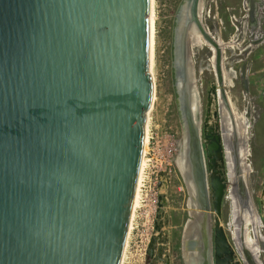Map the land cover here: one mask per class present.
Listing matches in <instances>:
<instances>
[{"label":"water","instance_id":"1","mask_svg":"<svg viewBox=\"0 0 264 264\" xmlns=\"http://www.w3.org/2000/svg\"><path fill=\"white\" fill-rule=\"evenodd\" d=\"M250 1L251 9L260 2ZM200 4L183 0L176 16L175 94L201 210L209 208L200 152L205 160L212 264H242L222 224L229 178L217 85L195 123L176 83L184 76L177 61L192 55L188 37L179 41L175 31L184 6L217 47L222 76ZM151 7L152 0H0V264L122 263L155 97ZM192 238L183 247L203 249L199 264H208V239ZM155 243L148 264H170Z\"/></svg>","mask_w":264,"mask_h":264},{"label":"rangeland","instance_id":"2","mask_svg":"<svg viewBox=\"0 0 264 264\" xmlns=\"http://www.w3.org/2000/svg\"><path fill=\"white\" fill-rule=\"evenodd\" d=\"M153 1L155 32L153 36L154 64L152 75L155 84V97L152 109L148 114L149 139L144 148L143 181L141 180L138 189L140 202L139 206L134 209V216L131 219L132 228L129 230L130 234L128 233L129 240L127 239L128 243H126L124 264H148L149 244L153 238L156 239L155 249L159 250L162 247L164 249L163 257L169 256L170 264H184L186 261L182 259L181 254L182 231L188 218V212L192 207L189 206L191 194L186 185L187 182H185L184 176L176 165L178 144L184 139L185 134L177 106L172 70L175 20L183 0ZM250 4V0H205L204 6L207 10L204 12L203 21L214 36H218L220 33L219 37L221 36L224 42L231 44L233 38V50L228 51L226 58L235 75L231 80V88L222 87L223 92L230 98H227L230 111L234 112L233 117L235 119L233 117L230 119L233 122L237 121L234 122L237 124L234 127L231 126L232 121L230 120L233 134L232 140L228 142L232 147L229 149L228 157L232 163L231 154L235 151L234 145L236 142L239 144L237 140V130L240 128L239 121L244 125L250 122L248 143L250 158L247 161V167L250 169H248L249 172H244V176H239L235 184L230 182L226 195L233 191L240 204L252 199L249 202L252 203V210L256 209V214L258 213L256 217L262 219H260L257 227L262 236V234L264 235V0H262L261 31L258 30L259 27L256 28L255 23L258 7L255 6L251 9ZM211 56V52L205 46L197 50L194 56L195 69L198 70L195 72V84L196 86L199 84L202 94V103H198L199 107L196 110L197 115L192 116L190 114L192 116L190 118L196 123L204 119L207 92L211 83L215 82L217 88L220 87L219 81L216 82L217 77L214 72L209 71L210 63L208 60H211ZM199 67L200 70L201 67L206 70H201L202 72L199 73ZM189 89L191 92V86ZM186 97L187 94L185 99ZM190 138L191 136H189ZM189 148V150L192 149ZM236 152L233 154L234 157ZM188 159L190 161L189 157ZM156 174H159L160 184L154 188L153 177ZM161 197L164 199L161 200ZM196 197L198 203L200 199L198 193ZM203 200L200 201L203 202ZM225 200L223 202V226H225L230 214L229 204ZM201 211L204 212L205 210ZM204 213H208V210ZM210 213H213L211 205ZM157 225L162 229L163 246L158 239ZM241 226L240 224V228H243L242 232L245 233V224ZM254 243L260 247V244L255 241ZM262 263L264 264V249H262ZM157 264H164V262L158 261Z\"/></svg>","mask_w":264,"mask_h":264},{"label":"bare ground","instance_id":"3","mask_svg":"<svg viewBox=\"0 0 264 264\" xmlns=\"http://www.w3.org/2000/svg\"><path fill=\"white\" fill-rule=\"evenodd\" d=\"M153 0H152V7H151V12H150V25H151V37H150V70H151V74H152V70H153V64H154V30H155V25H154V19H155V14H154V6H153ZM212 2V1H211ZM205 0H201V4H200V19L203 21L204 20V12L207 10H205ZM230 11V10H229ZM207 14V13H206ZM180 25H178V27H176L175 31L177 33H179V41L181 40V38L183 36H187L189 39L188 42V48L190 50H192V55H190V60L191 62H188L186 60L183 61V58L181 57L177 63L179 64L180 62L182 63V65L184 66V76H180L177 78L176 83L179 87V89L181 90V92L183 93V95L187 94L186 100H187V106L189 114H191L192 116L197 115L196 110L197 107H199L198 103H202V94L200 92V88H199V84L196 86L195 84V64L196 62L194 61V56H195V52L197 50H200L203 48V46H205L206 48L209 49V51L211 52V60L209 61V67L210 70L214 72V74L217 77L218 74V68L216 67V62H217V47L214 46L213 44H211L209 41L205 40L201 35L198 34V29L195 25V23L192 20V16H191V12L188 6H184L181 16H180ZM219 35H221L219 33ZM215 36L214 39L216 40L217 45L220 47V51H221V62H222V76L221 77H217V83L219 81V85L220 87L218 88L217 94L219 95V101H218V105L220 106V119H221V125H222V133H223V141H224V149L226 152V163H227V167H226V171L228 172V178H229V186H230V182H232V184H235L236 179L239 178V176H244L245 175V171L246 173L249 172L248 169H250L249 167H247V161H249L248 159L250 158V149H249V134H250V129H251V123H246L245 125L239 121V125L240 128H238L237 130V140L239 142V144H237V142L234 145V149L236 152L237 149V155H235V157L233 156L234 152L231 154L232 157V163L228 157V152L230 153L229 149H231L232 147L229 145L228 142H230L232 140V127L237 125L234 124V122L236 121H232V119H230V117L232 118L234 116V112L232 113L230 111V107L228 104V99L224 100L222 97V94L224 93L222 89V87H225L226 89H229L232 87V79L234 78L233 75H235L233 73V69L230 68L228 62H227V58L226 56L228 55V51H232L233 50V46L234 45L233 42V38L232 41L230 42L231 44H228L226 42H224L221 38V36L219 37ZM238 38V37H237ZM237 45V44H236ZM180 49L182 48L181 46L179 47ZM199 52V51H198ZM197 54V53H196ZM230 57V56H229ZM210 59V58H209ZM187 62V63H186ZM200 64V62H199ZM201 66V64H200ZM187 68V69H186ZM207 68H208V64H207ZM199 69V73H201L203 70H206L204 68L200 67ZM225 81V83H224ZM218 85V86H219ZM191 86V92L189 87ZM196 87V88H194ZM197 89V91L195 92V90ZM189 92V93H188ZM199 92V95H198ZM225 94V93H224ZM226 95V94H225ZM226 98H229L228 96H226ZM230 99V98H229ZM227 101V102H226ZM225 106V107H224ZM226 107H227V111H226ZM152 109V108H151ZM190 115V116H191ZM235 115L238 117V115L235 113ZM191 116V118H192ZM195 118V117H194ZM234 118V117H233ZM235 119V118H234ZM233 119V120H234ZM230 120L232 121V125L230 124ZM149 121V119H148ZM148 121H147V129H148ZM237 122V121H236ZM196 123V122H195ZM231 125V126H230ZM244 125V126H242ZM238 127V126H236ZM235 130V128H234ZM188 133V132H187ZM187 135H185L184 139L182 141L179 142L178 147H179V151H178V155L176 158V165L179 169V171L181 172V174L184 176L185 182L188 190L191 194V196L189 197V206L191 205V207L193 208V210H189L188 212V218L184 224L183 227V231H182V250L184 252V259H185V264H199L200 262V258L202 255H204V250L202 249L201 251H190L188 249H186V245L183 247L184 242L186 243L188 241V239H191V237L195 238H199L202 242L207 241L208 239V253L207 254V261L208 264H212V255H211V240H210V231L209 229H211V223H212V214L210 213V203L209 202V198H210V190L207 186V178L208 176H206V171H205V160H204V156L202 155V152H200L201 156H200V165L199 167H201L202 171H203V184L205 187V191H204V198L207 201L208 204V213L205 214L204 212H206V210L204 212L201 211L200 209V204L202 205V203H197V188L195 187V181L193 179V175L195 173L194 168V161L192 158H195V155L192 153V149L189 150L190 148V144H188V140H187ZM190 135H188L189 137ZM235 139H236V133L234 134ZM148 130L146 133V143H145V147L148 143ZM203 150V148H202ZM189 151V154H188ZM201 151V150H200ZM188 157L190 158V161L188 159ZM144 160L143 159V167L144 166ZM239 169V172H238ZM196 170V169H195ZM197 172V171H196ZM241 173V174H240ZM246 178V177H244ZM142 178L139 177V181H138V187H137V192H136V197H135V203H134V209L136 207L139 206V202H140V192L138 191V189L140 188V182H141ZM143 181V180H142ZM244 181V179H243ZM247 181V180H245ZM232 186V185H231ZM234 187V186H233ZM232 187V188H233ZM248 188V187H247ZM231 191V189H230ZM139 192V193H138ZM188 192V193H189ZM250 195V194H248ZM251 196V195H250ZM226 198V200H225ZM224 200L229 204V218L226 221L225 224V231L228 235V238L231 242V244L233 245L235 252H236V256L238 258V260L242 263V264H263L262 263V238L264 239V235L262 234V236L260 235L259 229L257 228L259 226V222L260 219L259 217H256V215H258V213L256 214V209H253L252 203H249L250 201H252V199H249V202H244L243 204L239 203L236 196L234 195L233 191L230 192V194L226 195L224 197ZM248 201V200H247ZM242 202V201H241ZM239 203V204H237ZM188 206V207H189ZM190 208V207H189ZM134 209L132 211V217L134 216ZM251 209V210H250ZM211 216V217H210ZM262 220V219H261ZM240 224L242 226H244L245 224V233L242 232L243 228H240ZM257 224V225H256ZM132 228V224H130ZM210 225V227H209ZM241 226V227H242ZM255 228V229H254ZM241 229V230H240ZM253 232V234H252ZM129 233V231H128ZM263 233V231H262ZM130 234V233H129ZM128 235L126 238V243H128L127 239H128ZM192 238V239H193ZM129 240V239H128ZM254 241L258 244H260L258 247L257 244L254 243ZM128 245V244H127ZM126 244H125V249H124V256L122 259V263L124 264L125 262V255H126ZM191 250H193L191 248Z\"/></svg>","mask_w":264,"mask_h":264},{"label":"flooded vegetation","instance_id":"4","mask_svg":"<svg viewBox=\"0 0 264 264\" xmlns=\"http://www.w3.org/2000/svg\"><path fill=\"white\" fill-rule=\"evenodd\" d=\"M261 13V16L259 15ZM255 23H256V28L257 27H259L258 28V30H262V1L260 2V3H258V10H257V12H256V16H255ZM259 40H260V38H259ZM172 70H173V67H172ZM224 210H223V205H222V221H223V217H224V212H223ZM184 227V226H183ZM160 240V239H159ZM155 241H156V239H155ZM157 250V251H156ZM155 251V253L158 255V253H159V250L158 249H156ZM181 254H182V259L184 260V252H183V250H182V246H181ZM148 260H149V256H148ZM165 264V263H164ZM185 264V263H184Z\"/></svg>","mask_w":264,"mask_h":264},{"label":"built area","instance_id":"5","mask_svg":"<svg viewBox=\"0 0 264 264\" xmlns=\"http://www.w3.org/2000/svg\"><path fill=\"white\" fill-rule=\"evenodd\" d=\"M142 172H143V167L141 169V173H140V177L142 178ZM160 184V178H159V174L154 175L153 177V185L154 188L158 187V185ZM141 185V184H140Z\"/></svg>","mask_w":264,"mask_h":264},{"label":"clouds","instance_id":"6","mask_svg":"<svg viewBox=\"0 0 264 264\" xmlns=\"http://www.w3.org/2000/svg\"><path fill=\"white\" fill-rule=\"evenodd\" d=\"M261 1H262V0H260V2H261ZM260 2H255V5L258 4V3H260ZM256 6L258 7V5H256Z\"/></svg>","mask_w":264,"mask_h":264},{"label":"crops","instance_id":"7","mask_svg":"<svg viewBox=\"0 0 264 264\" xmlns=\"http://www.w3.org/2000/svg\"><path fill=\"white\" fill-rule=\"evenodd\" d=\"M259 15L261 16V13Z\"/></svg>","mask_w":264,"mask_h":264}]
</instances>
